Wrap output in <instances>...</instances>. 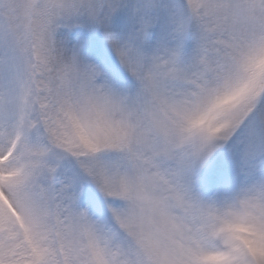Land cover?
Wrapping results in <instances>:
<instances>
[{"label": "snow or ice", "instance_id": "6c2138e0", "mask_svg": "<svg viewBox=\"0 0 264 264\" xmlns=\"http://www.w3.org/2000/svg\"><path fill=\"white\" fill-rule=\"evenodd\" d=\"M28 7L0 264H264V0Z\"/></svg>", "mask_w": 264, "mask_h": 264}, {"label": "rangeland", "instance_id": "374dc122", "mask_svg": "<svg viewBox=\"0 0 264 264\" xmlns=\"http://www.w3.org/2000/svg\"><path fill=\"white\" fill-rule=\"evenodd\" d=\"M35 2L36 0H0V95L2 96L15 97L19 94V82L25 75V56L22 49L31 40L29 29L33 22L28 5ZM28 47L29 58L33 63H37L32 57L31 45L28 44ZM35 71L39 72L40 69L37 68ZM37 79L41 80L40 77ZM41 86H43L42 80ZM149 191L154 195H164L159 186H151ZM114 207H122V204H115ZM136 247L133 240L121 234L113 242L112 250L125 251L129 253L128 258L135 259ZM55 253L57 257L62 255L59 245L55 246Z\"/></svg>", "mask_w": 264, "mask_h": 264}]
</instances>
